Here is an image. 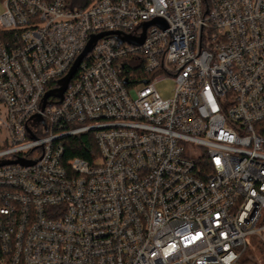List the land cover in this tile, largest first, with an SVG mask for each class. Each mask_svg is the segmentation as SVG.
<instances>
[{"label":"built area","instance_id":"1","mask_svg":"<svg viewBox=\"0 0 264 264\" xmlns=\"http://www.w3.org/2000/svg\"><path fill=\"white\" fill-rule=\"evenodd\" d=\"M0 5V264H243L264 247V0ZM83 135L91 159H67Z\"/></svg>","mask_w":264,"mask_h":264},{"label":"water","instance_id":"2","mask_svg":"<svg viewBox=\"0 0 264 264\" xmlns=\"http://www.w3.org/2000/svg\"><path fill=\"white\" fill-rule=\"evenodd\" d=\"M153 23L154 24H158L162 29H165V27H166L165 24L162 21H160V20H156ZM151 24L152 23H149V24H145L143 26V34H142V36L140 38H138V39L127 38L124 41H126L127 43H129L130 45H133V46H140V45H142V43L144 41V38H145V31H146L147 27H149ZM110 34L111 33L100 34V35L94 36V37H92L90 39V41L86 45V47H85L84 51L82 52V54L74 62L73 66L71 67V69H70L69 73L67 74V76L63 80H61V82H60V88L58 90L54 91V92L47 93L44 96V99H43V108L45 106L46 100L49 97L57 98L60 101L62 100L63 93L65 92V90H66L69 82L73 78V76L76 74V71H77V69H78L81 61L83 60V58L92 50V48H93L94 44L97 42V40H99L100 38H102L104 36L110 35Z\"/></svg>","mask_w":264,"mask_h":264},{"label":"trees","instance_id":"3","mask_svg":"<svg viewBox=\"0 0 264 264\" xmlns=\"http://www.w3.org/2000/svg\"><path fill=\"white\" fill-rule=\"evenodd\" d=\"M66 144L68 145L66 156L67 159L79 158L89 161L91 159L90 151L95 150L94 141L92 140V138H90L89 135L69 138L66 140ZM250 262L252 261L249 259H245L242 263L248 264Z\"/></svg>","mask_w":264,"mask_h":264},{"label":"rangeland","instance_id":"4","mask_svg":"<svg viewBox=\"0 0 264 264\" xmlns=\"http://www.w3.org/2000/svg\"><path fill=\"white\" fill-rule=\"evenodd\" d=\"M2 12V7L0 5V13ZM174 83L171 79L167 78L158 82L155 85L156 91L162 95L163 99H167L171 96L170 89L173 87ZM247 256L251 257H244L249 258L253 261L254 264H264V247L260 246L259 243L254 240L250 239V243L247 248Z\"/></svg>","mask_w":264,"mask_h":264}]
</instances>
